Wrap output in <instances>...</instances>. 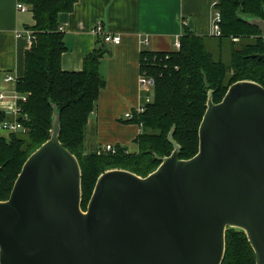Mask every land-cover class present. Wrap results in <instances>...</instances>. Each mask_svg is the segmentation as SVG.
Segmentation results:
<instances>
[{"label": "water", "instance_id": "water-1", "mask_svg": "<svg viewBox=\"0 0 264 264\" xmlns=\"http://www.w3.org/2000/svg\"><path fill=\"white\" fill-rule=\"evenodd\" d=\"M249 23L264 37V20ZM174 131L156 171H106L84 211L81 166L55 112L50 140L0 201V264H223L228 229L243 231L264 264V87L236 82L218 104L209 91L190 160Z\"/></svg>", "mask_w": 264, "mask_h": 264}, {"label": "trees", "instance_id": "trees-1", "mask_svg": "<svg viewBox=\"0 0 264 264\" xmlns=\"http://www.w3.org/2000/svg\"><path fill=\"white\" fill-rule=\"evenodd\" d=\"M33 13L34 40L25 57V76L17 81L20 95L28 103L18 105L22 114L17 120L28 128L26 134L0 135V201L9 200L14 185L28 158L51 137L55 112L60 115V141L74 154L82 170L84 211L98 178L109 170H125L147 177L158 169L159 158L174 151L168 141L180 145V160H190L199 152V129L207 110L209 91L214 103H220L230 86L239 81H253L264 87V37L250 19L264 20V0H215L221 14L220 37H199L190 26L184 27L181 48L172 52L141 51L140 69L154 82L152 101L145 112L127 120L143 124L136 143L138 153L121 146L115 153H88V120L93 113L106 80L100 65L110 54L107 44L98 37L96 48L86 56L81 72H66L61 67L66 52L64 34L59 31V16L71 13L79 0H19ZM231 43L230 64L215 59L210 44ZM207 77L209 88L205 84ZM56 108V110H55ZM27 115L26 119L24 116ZM14 116L0 113V126ZM223 264H256L255 253L244 232L228 231Z\"/></svg>", "mask_w": 264, "mask_h": 264}, {"label": "crops", "instance_id": "crops-1", "mask_svg": "<svg viewBox=\"0 0 264 264\" xmlns=\"http://www.w3.org/2000/svg\"><path fill=\"white\" fill-rule=\"evenodd\" d=\"M215 0H79L71 13L60 14L66 52L61 67L66 72H81L84 60L95 48L98 37L93 30L102 22L105 31L121 36L119 45L107 44L110 54L100 65L106 87L100 92L88 120V153L106 145L121 146L138 153L139 126L127 122L126 114L142 104L139 80L141 51L172 52L177 38L190 26L199 37L215 36ZM17 0H0V94L12 97L17 81L25 76V57L31 43L17 37L35 25L33 13L20 12ZM191 23L193 28H191ZM148 41V44H144ZM12 76L15 81H8ZM16 102L0 100V113L14 116ZM0 135L9 133L0 129Z\"/></svg>", "mask_w": 264, "mask_h": 264}, {"label": "built area", "instance_id": "built-area-1", "mask_svg": "<svg viewBox=\"0 0 264 264\" xmlns=\"http://www.w3.org/2000/svg\"><path fill=\"white\" fill-rule=\"evenodd\" d=\"M17 9L20 12H28L29 7L26 6L25 4L21 3L19 0H17ZM217 1H214L212 4V7L214 9V18H213V30L214 34L217 37H220L222 35V30H221V14L220 12L216 9L217 7ZM60 32H63V28L59 29ZM94 34L97 37H101L106 44H112V45H119L122 41L121 36H114L105 31L104 25L102 22H99L96 27L93 30ZM17 37L19 38H26L28 42L32 43L34 40V32L31 30H27L24 33H18ZM144 44H148V41H145ZM174 51L179 50L181 48L180 44V38H177L174 44ZM8 81H15V79L12 76H7ZM139 85H140V92L142 93V104L140 107H138L134 112L137 114H142L145 112V105L151 103L152 101V91H153V85L154 82L151 78H149L145 73H141V77L139 80ZM12 99L16 102V108L14 110V120H7L5 121L1 126L0 129L11 134H26L29 130L27 127H25L22 123H20L17 120V116L22 114V108L18 105L19 103L22 104H27L28 103V97L26 95H20L18 93H15L12 97L6 96L4 93L0 94V100H5V99ZM134 112H129L126 114V119L127 120H132L134 118ZM26 119L28 118L27 115L24 116ZM139 126V135L142 134L143 132V124L140 123L138 124ZM115 153V146L108 144L106 145L103 149H100L97 151L98 154H103V153Z\"/></svg>", "mask_w": 264, "mask_h": 264}, {"label": "rangeland", "instance_id": "rangeland-1", "mask_svg": "<svg viewBox=\"0 0 264 264\" xmlns=\"http://www.w3.org/2000/svg\"><path fill=\"white\" fill-rule=\"evenodd\" d=\"M233 45L229 42L224 43L223 45L218 41L210 44V50L212 51L215 59H221L225 64L229 65L231 61V51ZM241 231L237 229H228V231ZM227 231V232H228ZM243 232V231H241Z\"/></svg>", "mask_w": 264, "mask_h": 264}]
</instances>
